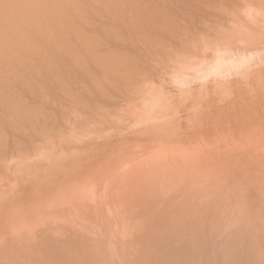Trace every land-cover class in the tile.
<instances>
[{"label": "rangeland", "instance_id": "rangeland-1", "mask_svg": "<svg viewBox=\"0 0 264 264\" xmlns=\"http://www.w3.org/2000/svg\"><path fill=\"white\" fill-rule=\"evenodd\" d=\"M121 1L122 0L119 1L120 5H121ZM148 1L150 2V0H147V4H148ZM152 1L154 2L155 0H151V4H152ZM157 1L158 0H156V2ZM177 1L178 0L173 1L174 3L176 2L175 3L176 7L173 2L169 3V1H167V4L168 3L171 4L170 6L169 4L167 6L166 3L163 1L164 5L170 8V11L173 10V12L171 13L174 16H171L172 14H170V12H168L169 14L168 15L166 10H165V13L168 16H170L169 18L172 20H173L172 17H175L173 21L171 20L172 28H168V30H166L168 34L166 32V36H165V32H164L165 28H162V30H164L163 31L164 34L163 33L159 34L161 33L159 30H157V32L156 30L155 31L152 30L153 32H156V33H158L159 31L158 34L160 36L158 34H157V37L156 35L153 36L152 34L153 32L151 31V34H152L150 35L151 39L148 38L150 41H152L154 37H155L154 40L155 39L157 40L158 38H159L158 40L160 41L163 40L162 43L158 42L160 44V49L162 50L156 47V46H159L156 41H155V44L157 43V45L153 44V46L155 45L158 51L156 49H155L156 52L154 51V49L149 50L150 48H153V47H149V49L148 47H146L148 45H151V44H148L151 42L149 41L147 42L146 35H145L146 37L143 39L146 40L145 43L148 45L141 43V46L144 45V47H141V46L139 47L140 43L138 41H141L142 39L141 40L132 39V37L134 36L132 35V37H130L129 35H131V33L130 34L128 33L129 35H126L127 34L126 33L125 36L126 37L129 36V37L127 38L125 37V38L127 40L130 39L129 42L133 41L132 42L133 44L135 43L136 40H138L135 43V45L137 44L136 45L137 47L131 46L132 44H129L128 41L126 42L127 44H125L126 39L124 37H123L124 39H122L124 40L123 42L122 40H119V42L121 41L123 45L125 44L127 46L129 44V47H128L129 51L126 50L127 48L124 47L125 45L123 47L125 48L126 51L130 52L134 57V60L132 58L131 60L135 61L136 65L132 64L131 67L132 66L137 67V64H139L137 67L138 69L136 68L137 71L135 69L136 76H134V78L130 77V79L133 82L130 79H127V80L122 79L120 81V79L118 78L119 79L118 82L120 83L122 82V84L120 83L117 84L118 82L115 81L117 83L114 82L115 84H113V86L109 85V87L111 86L110 90H109V87L106 86V88H108L107 91L105 90L106 93L104 94H102L101 92H100L101 94L99 93L102 96L105 95L103 98H100V99L96 93V90L98 89L97 85L99 81L95 83L97 84L96 86L94 84L91 85V87L95 86L94 88L93 87L91 88L95 90V91L92 90L93 91L92 97H94V94L96 93L98 97L97 99H99V100H94L93 98V100L99 101V104L98 102H93V101L91 103L90 102L91 100L88 99L89 103H91L89 105L88 101L84 99L83 92H84V96H85V92L87 91L86 88L89 89V92H91L90 88H88V85H90L92 82L89 80L90 84L89 83L88 85L81 84L84 82L83 80H85L86 82L87 79H90L89 78L90 74L88 77L87 75L88 71H86V68L85 70L82 69L81 71L86 72L85 74L87 75V79L84 78V76L86 77L84 72L82 73L80 72L81 74H84L82 75L84 79H82V82L79 81L81 76H79L80 78H78L77 73H78L79 68L78 69L75 68L76 66H74V71L75 70L77 71V72L75 71L76 74L75 72H72V73L77 75L76 77L78 78L77 79L78 81L76 80L77 85L75 84L76 81L73 82L74 79L73 81H70L71 80L70 77L75 78L74 74L70 73L72 74L73 77L71 75L63 77V78H66V79H63L65 81L67 80V77H69L68 83L70 82L69 84L72 85L70 86L71 89L73 86L75 87L73 88L74 91H72L68 87L69 85H67L68 90L65 92H67L68 94L73 95L75 90H77L79 87L80 89L84 87L83 90H86V91L80 90L79 91L80 94L77 92L76 95L79 94L77 95L78 97L74 93L73 96L74 97L76 96L75 100L72 99L74 97H72L71 99L66 98L65 96L67 95V93L65 94V92H63L64 94H59L58 99L55 98L54 94L53 95L51 94L49 96L47 94L48 97H45L46 95L43 94L44 92L43 89H46V88L40 87V86H43L44 84L41 83L40 85V81L36 80L37 78L34 79L35 83L34 82L33 83L31 82V83L34 85L35 84L37 85L38 83L40 85V86L39 85L37 86H39L41 89L35 88L36 86L34 88L36 89V91L43 90L42 95H45L44 97L46 99L43 96L41 98L40 97H37V98H40L41 100L44 98L45 100L44 99L43 100L46 102L47 98L51 96L52 98H55V100L52 99L51 100L52 103L47 101L46 102L47 104L44 103L43 100L40 101L39 99L37 101L38 103L33 102L35 100L34 97L38 95L41 96L40 95L41 92L36 93V94L34 93L33 95L35 96L33 97L32 95L34 100H32V97L30 96V94L34 92L35 90L34 88H33L34 89L33 92H30V94H28L29 98H27L28 97L27 93L24 92V94L26 93L27 97L25 98L27 99V101L25 98H21V100L24 99V101L22 100L23 103H27V104L29 103L30 107L34 105L33 103L38 104L39 110L38 108H34L35 106L33 107V109L35 110L37 109L41 113L44 112L43 114H45L46 112L43 111L44 109L40 111V108L42 109V107L44 108V105H46L45 107H48V110L51 111L50 115H55L54 116L55 118L48 115L49 113L48 114L46 113L47 115H45V117L49 116L51 118H54L55 120L52 119L50 121L49 119V121L47 120L48 122L46 121L44 123V120L42 121V118L44 116L42 115L41 119H39L41 122L37 121L36 123V121H33V123L34 122L36 123L34 124L36 126H32L31 124L32 122L27 123L29 126H27V124L25 126L21 124H20L21 126L20 125L18 126L16 124H15L16 126L13 125V127L15 126L16 128L17 126L18 128L20 127V129L17 128V131H16V128H13L10 122V121H13V119L12 120L10 119L9 115L6 114L8 112H5L6 108L4 107L5 109H3V104L0 103V123L2 124L1 122L2 119L4 120V122L10 119L9 121L10 124L8 122H5L7 123L5 126L7 127L6 129L4 126H1L4 131V132L2 131V133H5V135L4 134L2 135H4L5 137L3 136L4 139H1L2 137L0 138V228H2L0 229V233H1L0 245L3 243L6 244V245L3 244L4 247L2 245L0 246V248H2L0 249V257L5 254L4 250H6L7 252L10 249V251L13 252V254H17L19 252L18 258L15 257L17 261L14 259L15 264L16 263L17 264H21V263L22 264H26V263L36 264L35 260L38 259V258L36 259V257L40 258L41 256L42 258L44 255V254L39 255L41 249L44 246L49 247L51 243L53 244L54 240H55L54 243H57V244L59 242L60 243L62 242V244L60 243L59 244L61 246L64 245L63 248L66 247L64 250L67 249V252H68L69 248H67V245H69L70 240L68 241L65 238H67L66 236H68L69 239L70 238L72 239L74 238L73 237L74 235L77 241H79V238L82 239L81 238L82 236H83V239H82L83 241L85 238L84 243H80L82 245L86 243L84 248L88 246L87 242L92 243L91 247L94 246V247L99 248V246L101 245V247L99 248L100 249L99 253L101 254L102 252L104 256L106 255L105 257L104 256L103 257L106 259L107 262H108L107 259H109V261L111 259L110 262H112V259L114 260L115 258V260L112 262L114 264L115 263L117 264L118 261L119 262L121 261V263L122 261L127 262V260L125 261V257L128 259V261H131V264H139L137 261L136 263L133 260L139 261L140 255H143V259H144V260L142 259L143 264L144 263L145 264H152V263L153 264H158V263L163 264V262L161 263L160 260H163L165 258L167 260H163V261L165 262L169 261L166 256L171 250L172 251L174 250V247L175 248L181 247V246H178L180 243L183 245L184 248L186 247L184 245H187L188 247L189 244L191 243V247L192 248L194 247L193 250L196 251L195 252L196 255L194 254L193 255L197 258L190 255V257L191 256L193 257V262L190 260V262L192 263H188V264H195L196 262H197L196 264L198 263L204 264L202 259L207 257L210 254L213 256L210 259V263L209 261L208 262L206 260L204 261L205 263L207 262L206 264H215L216 262L218 264H240L241 260L245 257V255L246 256L249 255L248 253H244V252H247V250L251 251L252 249H256V248H253V246L256 247L257 243L261 244L260 247L262 246V248H264V242H263L264 229H262L264 228V219H263L264 218V204H262L264 203V0H238V1L237 0H216V1L215 0H207V1L203 0V2L210 1V4L209 2L207 4L202 2L203 3L202 4L200 2L202 0L200 1L199 0H189V2H187L188 0L186 1L180 0V2L184 1L185 3H190L189 5L187 4V6L185 3H181V4H185L184 6L186 7V9H188L187 7L190 6V11H191L190 12L191 15H189L190 17L188 16L189 9L186 10V12L188 11V14H185V7L184 8L179 7L178 6L179 1L178 2ZM195 1L196 2L198 1V3H201V5H204V6H201L198 3L197 5H195L196 4ZM89 2L92 3L93 1L90 0ZM138 2L142 3L141 1H138ZM156 2L153 4L157 8H159V10H163L164 5L162 7V3H160V1L157 2V4L158 3L160 4L156 5ZM98 3L99 1L97 2V4ZM124 3H122V6H124L127 11L126 19L124 17L125 15L124 14H123L124 16L122 15V12H123L122 11L123 9L121 10L122 6L117 5L116 8L119 6L120 9L119 7L118 9H116L115 8L116 4L114 5V11L116 10V12L111 14L112 11H110L109 8L108 9L110 13L107 11L108 9L105 6L104 7L107 10L104 11L105 8L103 7V4L101 5L99 3V5L101 6H99L98 8H102V7L104 8V10L103 9L101 11L99 10L100 15L104 14V16H100V17L103 18L105 17V15L106 16L109 15L110 17H112L113 14L118 15V16L120 15L121 18L122 17L124 18V19L122 18L123 20H126L124 21V23L125 22L131 23L132 22L131 18L133 19L136 17L135 13L133 12L134 11L137 12L138 10L136 9V6H135V9H133L131 6L132 8L131 11L132 10L133 11L130 12V14L132 13L134 14V16L132 17L130 14H128L129 12L128 10L130 9V3L126 5ZM139 3H136V5L137 4L139 5ZM145 3L143 2V4ZM192 3L194 5H192ZM216 3L217 4L220 3L219 4L220 6L217 5ZM151 4H148V5H151ZM153 4L151 5V9L152 7L154 8ZM127 5H129V9L127 8L128 7ZM172 7H174V9H172ZM224 7L226 10L223 9ZM157 8H155L154 10H156ZM169 8H168V11H169ZM194 8L195 9L197 8V9L194 10ZM220 8H222L223 10ZM182 9L184 10L183 12H182ZM212 9L215 11H213ZM118 10L120 11V14L118 13L119 12ZM216 10L217 11L219 10V11L217 12ZM174 11L178 13L175 14ZM182 14H183V17H181ZM114 15H113L114 18L112 17V19H116L115 23L117 24L118 22L121 24L120 21L122 20L120 19V21H118L119 18ZM176 16H179V18ZM187 16L189 17V20ZM100 17H98L97 19L99 20ZM149 18L150 17L147 16V20ZM180 18L182 21L180 20ZM97 19L94 18V20L92 19V21L95 23ZM104 19L100 20L103 22V24L104 23L106 24L108 20L109 22H107L106 25H108L111 22L110 18L109 19L106 18L105 22H104ZM144 20H146V18H144ZM175 21H178V23ZM98 22L99 21H97V24H95L96 26H99V24H101V22H99V24ZM112 22L113 24H115L114 20ZM105 24L103 26H105ZM113 24H111L112 28L116 26V24L115 25ZM177 24L181 26L178 27ZM118 25L119 24H117V26ZM96 26L91 27V28H95L93 30H98L100 32L99 29H96L97 28ZM182 26H184L183 27L184 30L186 29L185 31L181 29ZM100 28L103 29L105 27H100ZM93 30L89 28L88 32L92 33ZM169 31L171 32L174 31V32L169 33ZM176 32L179 34H177ZM174 33H176L177 35ZM149 34L150 32L147 35L149 36ZM180 34L181 36L183 34L184 35L180 37L179 39ZM186 34L188 35L186 36ZM162 35H164L165 38ZM172 37H174L173 40H169L170 38L172 39ZM185 37H187V40ZM102 38H103L102 45L105 44L104 46L107 47V49L105 50H108V54H109V50L110 51L115 50L112 48H114V46L116 48L117 39L112 38V39H115V42L113 43H116V45L112 43V46L114 45L112 47L111 44H107L108 43L107 41L104 43L105 39L104 37ZM166 38L167 39L169 38L168 43H166L167 42ZM112 39H109V42ZM189 39L192 41L191 42L188 41ZM179 40L182 41L181 44H179L180 43ZM203 40H204V43H203ZM163 43L166 44L167 46L165 45L164 47L162 45ZM161 45L164 48L161 47ZM211 46H213L212 47L213 49L211 48ZM172 47H174V49ZM104 48H101V51L103 53L105 51V50L103 51ZM124 48H123V51H124ZM175 48L177 49V52ZM116 51L117 49L113 52H116ZM133 61L131 63H134ZM93 66L94 65L92 64L91 68L96 69V71H99L97 70V68L99 69L98 66L97 67H93ZM116 66L113 67V70H114L113 73L115 72L116 74L118 73V75H120V73L118 72L119 70L116 68ZM89 67H90V64L87 67V70L91 69ZM127 67H130V66H127ZM127 67L125 68L127 69ZM71 69L73 70V68ZM123 70L124 69H122V71ZM110 72H111V69H110ZM124 72H126V70H124ZM97 73L98 74L100 73V75H98ZM97 73L95 74V78L97 75H98L97 77L101 76L103 72L102 73L97 72ZM142 74H145V75H142ZM108 76L107 78L110 80L111 78H113L114 80L115 79L117 80V77L116 78L111 77V75H108ZM126 76L128 75L126 74ZM148 76H149V79H148ZM103 77H105V74ZM95 78H94V81H95ZM51 80L50 79L48 80L49 86H47L48 83L46 82V80L42 79L41 82L43 81L44 83L46 82V87L48 89L52 85L53 81L51 82ZM56 80L58 79H55V81ZM63 80L62 81L60 80L61 82L58 81V83L56 82V84L57 85L59 84L60 86V83H61L62 84L61 86L63 87L64 85H66L65 84L66 82H63ZM128 80L130 82H128ZM107 81L109 82V80L106 79L105 82ZM101 82L103 83V81ZM145 82L147 83L145 84ZM72 83H74L75 85H73ZM78 83H80L81 85L80 84L78 85ZM100 85L102 84L100 83ZM103 85H104L103 86V89H104L105 83H103ZM59 86H57L58 89L63 90V88L61 89V87ZM125 86L127 87L125 88ZM52 87L53 86H51L50 87L51 89L49 88L50 90L49 89L48 90L53 91L54 88ZM18 89H19V93L18 91L16 93H18L19 98H20L24 94H22L23 90H21L22 95L20 96L21 88H18ZM48 90H45V91H48ZM59 90L58 92L62 93V91L60 92ZM54 91L53 93L56 92ZM81 91H82V95H81ZM87 92H86V95H87L86 99L90 95ZM60 95L62 97L59 98ZM80 96H82L84 100L80 99ZM90 96L89 98L91 99L92 97ZM21 100H20V103H22ZM29 100H31V103ZM39 101L43 102L42 104L44 105H41ZM56 101L57 103H55ZM102 101L104 104L101 103ZM127 101H129V103ZM48 104H50L51 107ZM108 105H110V107ZM98 109H99V112H98ZM95 113L96 115H94ZM102 113L103 114L105 113L104 114L105 117L104 115H102ZM108 114H111V115L109 116ZM118 114L119 115L121 114L120 117ZM7 115L9 118L7 117ZM98 117H102V118H98ZM42 122L44 124H38ZM109 122L111 124H109ZM25 123H22V124H25ZM37 124L39 126H37ZM106 124H109V125H106ZM10 127H12L15 130H11ZM203 180L204 182H202ZM121 182L123 183V185ZM189 184L190 186H188ZM96 185H97V188L95 187ZM71 187H73L74 189L73 191ZM81 188H83L82 191L83 192L85 191V193L81 191ZM79 190L81 192H78ZM57 193L58 195L56 196ZM49 196L50 197L52 196V197L50 198ZM85 196H88V197H85ZM62 197L65 201L62 199ZM79 197L82 199L80 200ZM227 197L229 198V200ZM197 198L200 200H198ZM84 200L86 201L87 204L84 203L85 202ZM70 201H72L73 203ZM66 202L68 204H65ZM53 203L55 204V206ZM77 203H79L78 204L79 206L77 205ZM47 204H50V206ZM88 204L90 205V209L86 207V206H89ZM142 205L144 206L146 205L145 206L146 208H144V206ZM127 206L129 207V209H127L128 208ZM139 206H142L144 209L142 207L140 209ZM68 207L70 208L67 209ZM72 207L74 209L76 208V211L72 209ZM82 208H85V209L83 210ZM203 208L205 209V211ZM64 209L66 211H64ZM145 209H148V210L145 211ZM40 210L41 211L43 210L42 211L44 213V214L42 213L43 216ZM48 210L50 211V213ZM73 210L75 211V214ZM138 210L140 211L142 210V211L139 212ZM143 211L144 213L142 214ZM36 212L38 214H36ZM68 212L72 214H69ZM242 212L244 215L242 214ZM46 213H47V218H46ZM48 214H51V215L48 216ZM52 214L54 216H52ZM63 214L65 217L63 216ZM35 215H38L36 217L39 218V221H38V218L35 217ZM58 215L62 216L63 218ZM78 215L81 218H78ZM84 215H87V217H84ZM164 215L165 217L166 216L167 217L166 219L163 220L162 216ZM228 215L231 216L232 218L231 217L229 218ZM22 217L24 219H22ZM58 217H60L59 218L60 220L58 219ZM27 218L29 219L28 221L29 223H27ZM54 219H55V223H54ZM62 219L63 220L65 219L67 222L65 220L61 221ZM50 220L52 223L49 222ZM156 220H159V221L157 222ZM222 220H225V221H222ZM47 221H48V225L44 224V223H47ZM79 221L82 223H80ZM37 222H38V225L36 226L35 223ZM65 222L67 224H65ZM70 222H72L73 224ZM156 222L158 224L159 222H162V224L158 225ZM183 222L184 224H181ZM188 222L190 224L189 226H187ZM218 222L220 224H218ZM50 223L51 225L54 224L52 225L53 227L51 228H50ZM28 224L29 225L31 224L30 227ZM163 224H164V227H163ZM12 226H13V229L11 228ZM58 226L59 228L55 229ZM69 226L71 227L69 228ZM146 226H147V229H149V226H152L153 230L156 229V231L158 232L147 231V232L142 233L141 230L143 231V229ZM129 227H131V229ZM223 227H225V229ZM26 228L27 230H29V232L25 230ZM75 228H77L78 231L80 232L77 233L78 231ZM184 228L189 229V231ZM59 229L60 230L62 229V230L60 231ZM147 229H144V230H147ZM55 230H58V231H55ZM94 230H97V231L95 232ZM184 230H186L188 233L185 232ZM246 230L248 232H246ZM259 230L260 232L261 231L262 232L258 233ZM46 231L48 232L50 231L49 233H51L52 237L59 236V238L57 237L58 239L56 238L57 240L51 237L52 242L50 241L49 246H48V243H47V246L43 245L44 238H47L48 240V237H49L50 239V234L47 233ZM63 231L67 235L65 233H62V235L65 234V236L59 235L61 234L60 232H63ZM193 231H194V234H193ZM84 232L86 234H84ZM2 233H3V236H2ZM150 233H153V234L150 235ZM48 234L49 236H45ZM69 234L71 236H69ZM136 234L137 236H140V238L141 237L143 238L141 240L145 239L147 243H149V239L151 238L150 242L154 241L152 243L155 244L154 246L156 248H154V250L151 251L153 247L151 249L146 248V247H150L151 243L150 245H148L146 242H143L141 240L139 242L141 243L143 242L142 244H138L139 242L134 243V241L136 242V239H138ZM204 234L206 236H204ZM234 234H236L235 235L236 237L238 236L237 238L235 237L236 240L234 239ZM153 235H156L157 239L153 238L154 237ZM196 235H198L197 238L195 237ZM61 236L62 238H60ZM76 236L79 238H77ZM167 236L168 237L170 236V238H167ZM36 237L38 238L36 239ZM39 238L43 239L42 244L40 242L41 239ZM102 238H105V240ZM249 238L253 242L254 240H256L257 242L256 245H254L255 243L253 242H248L250 241ZM239 239L242 241L244 240V241L241 242ZM73 240L75 244L73 243ZM73 240L71 242L72 245L74 244L73 251L72 249H70L71 251H69L70 253L69 256L71 258L68 256L67 252L63 250L67 254V256L70 258L69 259L66 256L65 257L66 262L68 259L71 261L73 257L75 256L76 258L74 259H79L77 257L80 256L81 253L84 254L86 250L84 248H82L84 252L82 251V249L79 250V248L83 246H80V244H78L79 242L77 243L75 239ZM237 240H238L239 245L237 243ZM64 241L66 242L68 241L67 242L68 244ZM186 241H189V242H186ZM63 242L66 244V246L65 244H63ZM37 243H38V246H37ZM39 243L42 248L40 247ZM175 243L177 246L175 245ZM192 243H193V246H192ZM235 243H237L236 245H238V248L242 246V249L241 248L237 249V251L239 252L234 250L235 253H231V255L233 254L235 256L236 253L238 254L241 251H242V255L245 254L244 257L242 258L238 257L239 259H241L240 262L238 263H236L237 261L235 262V260L234 262L233 261L229 262V260H232V259L227 258V256L225 255L227 253L226 252L227 249L229 252L230 250L237 248ZM240 243H242V245H240ZM252 243H253L251 247L252 249H249L250 247L247 244L251 245ZM13 244L15 245V247H16V244H18V247L20 245L19 250L17 247L16 248L13 247V251H12L11 247L13 246ZM143 244L144 245L147 244L148 246L143 247L144 246ZM159 244H161L162 246ZM25 245H28V246H25ZM54 245L56 244H53L51 247H49L50 251L51 249L55 250V248L56 249L60 248L59 247L60 245H57L58 247L57 246L55 247ZM6 246H8L7 247L8 250ZM171 246H173L172 249L169 248ZM205 246H206V249H204ZM233 246H236V248H234ZM245 246L247 249L244 248ZM45 247H44V250H45L44 252L46 253L48 252L50 254V251L47 250V248ZM76 247L78 248V250H76L77 249ZM91 247H88L89 250ZM102 247H105V249ZM187 247H186V250H183L182 247H181L182 250L181 248L176 249V250L178 251L180 250L181 252L182 251L186 252L191 248L190 247L187 249ZM260 247H257L258 250L261 249ZM144 248L145 250L143 252ZM14 249L15 251H17V253L14 251ZM60 249L62 250V247ZM130 249L135 252L130 251ZM168 249H170L169 252H168ZM210 249L212 251V252L210 251L211 253L209 252ZM1 250L3 252L2 254H1ZM37 250L38 252H36ZM74 250L76 253L74 252ZM95 250L94 249L92 250L93 253L88 252L89 255H92L94 259H92V257L89 258L88 256L86 258V261L88 260L92 262L95 261L96 255L95 257L93 256ZM120 250L123 252V254ZM125 250L130 251V252H125ZM138 250H140L139 252L141 254L138 252ZM165 250H167L168 253ZM176 250H174V252ZM201 250L203 253H201ZM71 252H74V253H71ZM137 252H138V258H137ZM258 252L260 253V251ZM262 252L263 251H261L260 255L264 257V254H263L264 252L263 253ZM48 253L45 255H49ZM127 253H132L133 256L136 255L137 259L135 257L131 258L129 256L131 254H127ZM259 253L257 254L253 253L252 257L254 259L252 257L248 258L249 256L245 258L246 260L249 259L250 262L254 260L253 262H255L256 264H261V263L263 264L264 258L262 259L261 258L262 256L260 257ZM8 254L10 255V252ZM41 254H42V251H41ZM162 254L166 256H164V258L160 257ZM223 254L226 256V258L222 260L223 256L221 255ZM155 255H156V258H155ZM231 255H229L231 258L233 259L236 258ZM257 255L259 259L256 258ZM84 256H87V255L84 254ZM199 256H200V259H198ZM3 257L4 256L1 257L2 259L0 261V264L2 263L3 264H8V263L14 264L13 262H11V260H9V262L7 261V263H6V259L4 260L5 262L2 261L4 259ZM81 257L82 256H80V258ZM157 257L158 259L160 258L159 261ZM11 258L13 260L14 256L13 257L11 256ZM20 258H22V260ZM31 258L33 259L32 261H31ZM129 258H131L132 260L131 259L129 260ZM45 259L48 260L47 261L48 263L52 261L50 259H47V256H45ZM197 259L200 260V262L202 261V263H200ZM23 260L25 263H23ZM46 260L42 258L40 262L42 261L44 262ZM69 260H68V264L70 262ZM246 260L243 261L244 264L248 261ZM18 261L20 263H18ZM97 261L100 262L99 259ZM142 261L140 260L139 262L142 263ZM37 262H39V260H37ZM75 262L77 263V261ZM102 262L104 264V261ZM107 262L105 263L107 264ZM165 262L164 264L166 263L168 264V262L166 263ZM89 263L92 264L91 262ZM70 264H72V261ZM246 264H249V263H246Z\"/></svg>", "mask_w": 264, "mask_h": 264}, {"label": "bare ground", "instance_id": "bare-ground-1", "mask_svg": "<svg viewBox=\"0 0 264 264\" xmlns=\"http://www.w3.org/2000/svg\"><path fill=\"white\" fill-rule=\"evenodd\" d=\"M90 0H0V103H2L3 104V109H5V112H8V113H6V114H8L9 115V117H10V119L12 120L13 119V121H10V119L8 120V121H5V122H8L9 124H10V122H11V124H12V127H13V125H23V126H25L28 122H32L31 124H32V126H36V125H34V124H36L37 123V121L38 122H41L39 119H41V117H42V115L44 116L43 118H42V121L44 120V123L48 120L49 121V119H50V121L53 119V120H55L54 118V116L55 115H50V113H51V111H49L48 110V107H45L46 105H44V104H42L43 102L44 103H46L47 101H49V102H51V100L52 99H54L55 100V98L56 99H58V95L59 94H64L63 92H65V91H67L68 90V87L70 88V86H72L71 84H69L68 83V78L69 77H67V80L65 81V80H63V79H66V78H63V77H65V76H72V74H74V73H72V72H75L74 71V66H76L75 68H79L78 69V73H77V75H78V78H80L79 76H81V80L79 79V81H81L82 82V79H84V78H86L87 79V75H88V77H89V74H90V79H87L86 80V82H85V80H83L84 82L83 83H81V84H83V85H88V83L90 84V82H89V80L92 82L90 85H88V88H90V91L91 92H89V89H87L86 88V90L88 91H86V90H83L84 89V87H82V89H80V87L77 89V90H75V95H76V93L78 92L79 94H80V90H82V91H86L87 93H89L88 95L90 96V97H92L93 96V91H95L94 89H91L92 87H91V85H97V84H95V83H97L98 81V85H97V88H95V89H97L96 90V93H97V95H98V97H99V99L100 98H103L105 95H100L101 93L102 94H104V93H106V91H107V89L108 88H106V86L107 87H109V85H112L113 86V84H115V83H117L118 82V80L120 79V81L123 79V80H127V79H130V77H132V78H134V76H136L135 74H136V72H135V69L138 67V65L139 64H137V67L136 66H132L131 67V65L132 64H135L136 65V63H135V61H133L134 60V57H133V55L130 53V52H128L129 51V49H128V47H129V44H132L131 46H136L135 45V43H136V41H138V40H141V41H138L139 43H140V45H139V47L141 46V43L142 44H146L145 42H146V40L145 39H143V38H145L146 36V39H147V42L149 41V42H151V43H148V44H151V45H148V44H146V45H148V46H146V47H148V49H149V47H153V48H150L149 50H153L154 49V51H155V49L157 50V48H159L160 49V42L162 43V41H160V40H154V38L152 39V41H150L149 39H151V36L150 35H152L153 34V36H155L156 35V37H157V34L159 33V31L161 32V33H159V34H164V32H165V36H166V30H168V28H172V21L174 20V18L175 17H172L173 18V20L172 19H170L169 17L170 16H168L169 14H168V12H170V14H172L171 12H173V10L172 11H170V8L169 7H167L168 6V4L171 2H173L174 0H163L165 3H166V5H164V2L163 1H161V0H158L157 2H159L160 1V3H162V7H163V5H164V8H163V10H159V8H157L153 3H155L156 2V0L153 2L152 1V4H153V6H154V8L152 7V9H151V0H150V2L148 1V4H151V5H148L147 4V0L145 1H143V0H122V1H124V2H122L121 1V5H120V0L119 1H117V0H91V1H93L92 3H94V2H96V3H94V4H92V3H90L89 2ZM99 1V3L102 5L103 4V7L105 6V7H107V9L109 8L110 9V11H112L111 12V14L112 13H114V12H116V10L114 11V5H115V8H116V6L117 5H119V6H122V3H124L125 5L126 4H128V3H130V9H129V5H127L128 7V14H130V12H132L131 11V9L133 8V9H135V6H136V9L138 10H136L137 12H133V13H135V15H136V19L135 18H131V23L129 22V23H124V21H126V20H123L121 17H120V15L118 16V15H114V16H117L118 18H119V20L118 21H120V19L123 21V23H122V21H120L121 22V24L120 23H118L117 21V24H119L118 26H117V24L115 23V20L116 19H112V17H113V15H112V17H110L109 15H105V17H100V16H104V14H102V15H100V12H99V10L101 11L102 9L104 10V8L102 7V8H98L99 6H101V5H99V3L97 4V2ZM117 1V2H116ZM138 1H143L145 4H143V2L142 3H139ZM167 1H169V3L167 4ZM179 2H180V0H178ZM177 1V2H178ZM186 1V0H185ZM200 1V0H199ZM205 1V0H204ZM207 1V0H206ZM216 1V0H215ZM238 1V0H237ZM119 2V3H118ZM127 2V3H126ZM157 2H156V5H158V4H160V3H158L157 4ZM178 2V6L179 7H182V8H184L185 6V4H186V6H187V4L189 5L190 3H185L184 1L182 2H180L179 3ZM187 2H189V0L187 1ZM191 2V1H190ZM196 2V1H195ZM195 2H194V4H195ZM201 3L203 2V0L202 1H200ZM209 2V4H210V1H208ZM208 2H203V3H205V4H207ZM136 3H139V5L137 6L136 5ZM174 3V2H173ZM176 3V2H175ZM174 3V5H175V7H176V4ZM181 3H185V4H181ZM197 3H198V1L196 2V4L195 5H197ZM201 3H198V4H200L201 5ZM202 3V4H203ZM211 3H212V1H211ZM96 4H97V6H96ZM141 4V5H140ZM147 4V5H146ZM193 3H192V5H194ZM217 4V3H216ZM220 4V3H219ZM219 4H217V5H219ZM171 4H169V6H170ZM174 5H172V6H174ZM181 5V6H180ZM199 5V6H200ZM118 6V7H119ZM131 6H132V8H131ZM150 6V7H149ZM201 6H204V5H201ZM210 6V5H209ZM220 6V5H219ZM111 7V8H110ZM118 7L116 8V9H118ZM159 7V6H158ZM194 7V6H193ZM212 7V6H211ZM215 7V6H214ZM217 7V6H216ZM155 8H157L156 10H154ZM161 8V7H160ZM165 8H167V9H165ZM168 8H169V11H168ZM188 9H189V14H188V11L186 12V10H188V9H186V7H185V14H188V16L189 15H191V11H190V6L189 7H187ZM230 8V7H229ZM106 8H105V10L104 11H106L107 10ZM109 9L107 10L109 13H110V11H109ZM119 9H120V7H119ZM123 9V10H122ZM125 9V10H124ZM172 9H174V7H172ZM178 9V8H177ZM176 9V10H177ZM197 9V8H196ZM195 8H194V10H196ZM207 9H209V8H207ZM220 9H222V8H220ZM224 10H226L225 9V7L223 8ZM222 9V10H223ZM231 9V8H230ZM121 10L124 12H122V15L125 17V19H126V15H127V11H126V8L124 7V6H122L121 7ZM165 10L167 11V14L165 13ZM180 10V9H179ZM213 10V9H212ZM211 10V11H212ZM119 11V10H118ZM178 11V10H177ZM181 11V10H180ZM179 11V12H180ZM184 10L182 9V12H183ZM210 11V10H209ZM213 11H215V10H213ZM217 11V10H216ZM219 11V10H218ZM217 11V12H218ZM107 12V13H108ZM175 12V11H174ZM181 12V13H182ZM102 13V12H101ZM104 13V12H103ZM119 14H120V11L118 12ZM132 13V14H133ZM178 13V12H177ZM176 12H175V14H177ZM181 13H180V15H181ZM211 13V12H210ZM220 13H222V12H220ZM227 13V12H226ZM132 14H130L132 17L134 16V14L132 15ZM185 14H184V16H185ZM218 14V13H217ZM225 14V13H224ZM121 15V16H122ZM205 15V14H204ZM144 16H146V17H144ZM147 16H149L150 18L147 20ZM171 16H174L173 14L171 15ZM187 16V18H188V20H189V17ZM93 17V18H92ZM98 17H100L99 18V20L97 19ZM117 17H115V18H117ZM138 17V18H137ZM176 17H178L179 18V16H176ZM181 17H183V14H182V16ZM218 17H220V16H218ZM217 17V18H218ZM94 18H96L97 19V21H99V22H101V24H99V22H98V24H99V26L100 25H102L103 24V22L102 21H100L101 19H104V22H105V20H106V18L107 19H111V22L108 24V25H106L107 24V22H109V20L106 22V24H105V26H100V27H105V28H100L99 26H96L95 24H97V21L94 23L93 21H92V19L94 20ZM114 18V17H113ZM144 18H146V20H144ZM186 18V19H187ZM210 18V17H209ZM216 18V19H217ZM129 19V18H128ZM143 19V20H142ZM198 19V18H197ZM196 19V20H197ZM206 19V18H205ZM208 19V18H207ZM114 20V23L116 24V26L115 27H111L112 25L111 24H113V21ZM172 20V21H171ZM176 20V19H175ZM180 20H181V18H180ZM191 20V19H190ZM199 20V19H198ZM144 23H143V22ZM146 21V22H145ZM179 21V20H178ZM178 21H175V22H177L178 23ZM182 21V20H181ZM185 21V20H184ZM128 22V21H127ZM174 22V23H175ZM180 22V21H179ZM94 23V24H93ZM195 23V22H194ZM207 23V22H206ZM115 24H113V25H115ZM176 24V23H175ZM174 24V25H175ZM181 24V23H180ZM96 26L97 28L96 29H99L100 30V32L98 31V30H93V29H95V28H91V27H94V26ZM178 25V27L179 26H181V25H179V24H177ZM107 26V27H106ZM109 26V27H108ZM111 27V28H110ZM175 27V26H174ZM178 27H176V28H178ZM184 26H182V28L181 29H183L184 30V28H183ZM191 27V26H190ZM193 27V26H192ZM89 28L90 29H92L93 31H92V33H89L88 32V30H89ZM109 28V29H108ZM162 28H165V31L164 30H162ZM101 29H102V31H101ZM106 31H105V30ZM108 29V30H107ZM213 29V28H212ZM104 30V31H103ZM152 30H156V32H157V30H159L158 31V33H156V32H153ZM170 30V29H169ZM172 30V29H171ZM174 30V29H173ZM175 30H177V29H175ZM186 30V29H185ZM184 30V31H185ZM199 30V29H198ZM151 31L153 32L152 34H151ZM164 31V32H163ZM178 31H179V29H178ZM213 31V30H212ZM150 32V34H149V36L147 35L148 33ZM171 31H169V33H170ZM174 31H172L171 33H173ZM180 32H181V30H180ZM199 32V31H198ZM127 33V34H126ZM131 33V35H129V34ZM133 33V34H132ZM156 33V34H155ZM177 33V32H176ZM176 33H174V34H176ZM101 34H102V36H101ZM125 34L126 35H129L130 37H132V35L134 36V37H132V39H138V40H136L135 41V43L133 44L132 42L133 41H131V42H129L130 41V39H126L127 37H129V36H125ZM158 34V35H159ZM167 34H168V32H167ZM177 34H179V33H177ZM176 34V35H177ZM105 35V36H104ZM146 35V36H145ZM171 35V34H170ZM169 35V36H170ZM173 35V34H172ZM184 35V34H183ZM182 35V36H183ZM188 34H186V36H187ZM201 35V34H200ZM112 36V37H111ZM152 36V37H153ZM160 36V35H159ZM158 36V37H159ZM163 37H164V35H162ZM175 36V35H174ZM181 36V34H180V36H179V39H180V37H182ZM102 37H104V43L107 41L108 43L107 44H111V46H112V43L113 42H115V39H117V46H116V48H115V46L114 45H116V43H113L114 45V48H112V49H117V51L116 52H113V51H115V50H111L112 51V53H111V51L109 50V54H108V50H105V49H107V47L106 46H104V45H102L103 44V38ZM111 37V38H110ZM126 39L125 40V44H127L126 42L128 41L129 42V44L126 46L125 44V46L122 44V42L124 41V40H122V39H124V38ZM136 37V38H135ZM171 37V36H170ZM190 37V36H189ZM192 37V36H191ZM106 38H108V39H106ZM112 38H115V39H112ZM149 38V39H148ZM162 38V37H161ZM165 38V37H164ZM173 38L174 37H172V39L170 38H168L169 40H173ZM186 38V40H187V37H185ZM109 39H112L110 42H109ZM167 38H166V40H167V42L166 43H168V40ZM114 40V41H113ZM119 40H122V42L120 41L119 42ZM154 40V41H153ZM165 40V41H166ZM216 40V39H215ZM155 41L158 43V45L159 46H156L155 47V45H157V43L155 44ZM164 41V42H165ZM180 41V40H179ZM188 41H192V40H188ZM188 41H186V42H188ZM194 41V40H193ZM175 42V41H174ZM181 42L182 41H180V43L179 44H181ZM184 42V41H183ZM198 42V41H197ZM121 43V44H120ZM171 43V42H170ZM169 43V44H170ZM185 43V42H184ZM183 43V44H184ZM200 43V42H199ZM203 43H204V40H203ZM153 44H155L154 46H153ZM168 44V45H169ZM182 44V45H183ZM208 44V43H207ZM120 45H122V46H119ZM164 47H165V45L166 44H162ZM161 45V47H163ZM187 45H188V43H187ZM193 45V44H192ZM112 46V47H113ZM126 47L127 49L126 50H128V51H126L125 50V48L124 47ZM167 46V45H166ZM172 46V45H171ZM174 46V45H173ZM198 46V45H197ZM104 47H106V48H104ZM137 47V46H136ZM141 47H144V45L143 46H141ZM145 47V48H146ZM163 47V48H164ZM176 47V46H175ZM183 47V46H182ZM206 47V46H205ZM213 46H211V48H212ZM101 48H104L103 49V51L105 50V51H107V52H105L104 51V53L101 51ZM123 48H124V51H123ZM173 49H174V47H172ZM178 48V47H177ZM181 48V47H180ZM196 48V47H195ZM119 49V50H118ZM122 49V50H121ZM176 49V48H175ZM185 49V48H184ZM213 49V48H212ZM121 50V51H120ZM131 50V49H130ZM160 50H162V49H160ZM158 51V50H157ZM173 51V50H172ZM127 52V53H126ZM156 52V51H155ZM176 52H177V49H176ZM182 52V51H181ZM83 53H85V54H83ZM167 53V52H166ZM185 53V52H184ZM214 53V52H213ZM157 54V53H156ZM178 55V54H177ZM182 55H183V53H182ZM130 56V57H129ZM194 56V55H193ZM137 57V56H136ZM200 57V56H199ZM86 58H87V60H86ZM88 58H89V60H88ZM131 58L133 59V60H131ZM178 58V57H177ZM195 58V57H194ZM203 58V57H202ZM134 62V63H131V62ZM168 61V60H167ZM87 62H88V64H87ZM90 62V63H89ZM91 62H92V64L94 65L93 67H99V69L97 68V70H99V71H96V69H93V68H91V66H92V64H91ZM89 64H90V67L89 68H91L90 70H87V67L89 66ZM144 64V63H143ZM72 66V67H70V66ZM118 65H120V66H117ZM122 65V66H121ZM114 66H116V68L119 70H117L119 73H120V75H118V73L116 74L115 72L113 73V67ZM127 66H130V67H127ZM101 67V68H100ZM125 67H127V69L125 68ZM171 67V66H170ZM71 68H73V70L71 69ZM81 68V69H80ZM85 68H86V71H88V74L86 75L85 73V71H81L82 69H84L85 70ZM88 68V69H89ZM103 68V69H102ZM119 68H121V69H119ZM130 68V69H129ZM133 68V69H132ZM152 68V67H151ZM72 71H71V70ZM100 69H101V71H100ZM105 69H107V70H105ZM110 69H111V72H110ZM122 69H124V70H126V72H124V70L122 71ZM138 69V68H137ZM137 69H136V71H137ZM156 69V68H155ZM93 70H95V71H93ZM103 70V71H102ZM105 70V71H104ZM128 70V71H127ZM135 72H133V71ZM143 70V69H142ZM141 70V71H142ZM89 71H91V72H89ZM116 71V72H117ZM120 71H122V72H120ZM77 72V71H76ZM76 72H75V74H76ZM82 72H84V74L86 75V77L84 76V78H83V76L82 75H84V74H81ZM97 72H103L104 74H105V77H103L104 76V74L102 73L101 74V76L103 77V79H102V77L101 76H99V77H97L98 75H100V73L98 74ZM144 72V71H143ZM148 72V71H147ZM70 73H72V74H70ZM98 74L97 76H96V78H95V74ZM107 73V74H106ZM139 73V72H138ZM74 74V76H75V78H71L70 77V81H73V79H74V81L73 82H75L78 78H76L77 77V75H75ZM79 74H81V75H79ZM126 74L128 75V76H126ZM134 74V75H133ZM108 75H111V77H117V80L115 79H113V78H111V80L110 79H108L107 78V76ZM113 75V76H112ZM118 75V76H117ZM122 75V76H121ZM133 75V76H132ZM142 75H145V74H142ZM148 75V74H147ZM150 76V75H149ZM149 76H148V79H149ZM164 76H166V75H164ZM73 77V76H72ZM108 77H110V76H108ZM127 77V78H126ZM37 78V79H36ZM53 78V79H52ZM94 78H95V81H94ZM119 78V79H118ZM138 78V77H137ZM34 79H36V80H38V81H40V85H41V83L42 84H44L43 86H40L38 83H37V85H39L40 87H45L46 89H43L44 90V92H43V90L41 91H39V90H37L36 91V89L35 88H38V89H41L39 86H37L36 84L34 85V84H32L33 82L35 83V80ZM42 79L43 80H46V82L48 83V80L50 79H52L51 80V82H52V85L51 86H53L52 88H54L53 89V91L55 90H57L58 89V87L57 86H59V84L57 85L56 84V82L58 83V81H62L63 80V82H66L65 84L66 85H64L63 87L61 86L62 84L60 83V86L59 87H61V89L63 88V90H59L60 92L62 91V93H59L58 92V90L55 92V93H53V91L51 92V91H49L51 88V86L47 89V87H46V82L44 83V81L43 82H41L42 81ZM55 79H58V80H56L55 81ZM93 79V80H92ZM102 79V80H101ZM109 80V82L107 81V82H105V80ZM157 79V78H156ZM32 80H34V81H32ZM103 81V83H105V88L103 89V83L101 82V81ZM131 80V79H130ZM144 80V79H143ZM37 81V82H38ZM60 81V82H61ZM78 81V80H77ZM77 81L75 82V84L77 85ZM115 81H117V82H115ZM132 81V80H131ZM32 82V83H31ZM62 82V83H63ZM94 82V83H93ZM115 82V83H114ZM123 82H125V81H123ZM128 82H130L129 80H128ZM133 82V81H132ZM149 82V81H148ZM100 83L102 84V85H100ZM109 83V84H108ZM120 82H118L117 84H119ZM147 82H145V84H146ZM34 85V86H32V85ZM51 84V83H50ZM73 85H75L74 83H72ZM80 83H78V85H79ZM80 84V85H81ZM120 84H122V82L120 83ZM127 84V83H126ZM67 85H69L68 87H67ZM100 85V86H99ZM129 85V84H128ZM36 86V87H35ZM47 86H49V83H48V85ZM55 86V87H54ZM94 86V87H95ZM101 86H102V88H101ZM134 86V85H133ZM35 87V88H34ZM87 87V86H86ZM93 87V88H94ZM124 87V86H123ZM127 86H125V88H126ZM18 88H21L20 89V96L22 95V94H24V92H26L27 93V95L28 94H30V92H33V90H34V92L33 93H31L30 94V96L32 97V95L35 93H39V92H41V96H36V97H34L35 95H33V97L35 98V100H34V98L32 97V100H34L33 102H35V103H38L37 101H38V99L40 100V101H42L45 97H48L49 95H53L54 94V96H55V98H52L51 96V99H50V97L49 98H47V101L45 102L44 100L46 99H44L43 100V102H40L41 103V105H44V108L42 107V109L40 108V111L41 110H43V111H45L48 115H50L51 117H54V118H51V117H45V115H47L46 113L45 114H43V113H41V112H39L38 110H39V108H38V104H35V103H33L34 105L33 106H31L30 107V104L28 105L27 103H23V101H24V99H22L21 100V98H25V97H27L26 96V93L24 94V95H22L20 98H19V95H18V93H19V89ZM34 88V89H33ZM57 88V89H56ZM65 88V89H64ZM73 88H75L74 86L72 87V91H74L73 90ZM99 88H101V89H99ZM110 88H111V86L109 87V90H110ZM115 88V87H114ZM124 88V89H125ZM132 88V87H131ZM135 88V87H134ZM117 89V88H116ZM120 89V88H119ZM133 89V88H132ZM21 90H23V92H22V94H21ZM45 90H48V91H45ZM93 90V91H92ZM99 90V91H98ZM102 90V91H101ZM103 90H104V92H103ZM106 90V91H105ZM128 90V89H127ZM144 90V89H143ZM18 91V93H16ZM36 91V92H35ZM82 91H81V95H82ZM116 91V90H115ZM129 91V90H128ZM42 92H43V94H45V95H42ZM46 92V93H45ZM51 92V93H50ZM71 92V91H70ZM69 92V93H70ZM86 92H85V96H84V92H83V97H84V99L85 100H87L88 101V103H89V100H91L90 102L92 103V101L93 102H98V104H99V101H94V100H99V99H97L98 97H97V95H96V93L94 94V97H92L91 99L89 98V96H88V98L86 99V97H87V95H86ZM101 92V93H100ZM126 92V91H125ZM50 93V94H49ZM58 93V94H57ZM67 92H65V94H66ZM73 93V92H72ZM74 93H73V95H74ZM92 93V94H91ZM100 93V94H99ZM112 93V92H111ZM121 93V92H120ZM47 94H48V96H47ZM79 94H77V95H79ZM108 94V93H107ZM106 94V95H107ZM72 94H68L67 93V95L65 96V95H63V96H65L66 98H72V97H74ZM76 95V96H77ZM121 95V94H120ZM128 95V94H127ZM24 96V97H23ZM44 97L42 100L40 99L41 97ZM57 96V97H56ZM70 96V97H69ZM76 96L74 97V98H72L73 100H75L76 99ZM102 96V97H101ZM110 96V95H109ZM115 96H117V95H115ZM114 96V97H115ZM30 97V98H31ZM37 97H40V98H37ZM60 97H62L61 95L59 96V98ZM78 97V96H77ZM125 97V96H124ZM27 98H29V95H28V97ZM37 98V99H36ZM93 98H94V100H93ZM96 98V99H95ZM110 98V97H109ZM143 98V97H142ZM18 99H20L21 101H22V103H20V100H18ZM26 99V98H25ZM49 99V100H48ZM80 99H83L82 98V96H80ZM83 99V100H84ZM89 99V100H88ZM114 99V98H113ZM53 100V101H54ZM60 100V99H59ZM61 100H62V98H61ZM72 100V101H73ZM140 100V99H139ZM26 101H27V99H26ZM25 101V102H26ZM30 101V103H31V100H29ZM114 101V100H113ZM59 102V101H58ZM105 102H106V100H105ZM108 102V101H107ZM128 103H129V101H127ZM39 103V104H40ZM52 103V102H51ZM55 103H57V101L55 102ZM91 103H89V105L91 104ZM101 103H103V101L101 102ZM100 103V104H101ZM131 103V102H130ZM47 104V103H46ZM104 104V103H103ZM112 104V103H111ZM143 104V103H142ZM32 105V104H31ZM48 105H50V104H48ZM96 105V104H95ZM132 105H133V103H132ZM35 106V107H34ZM37 106V107H36ZM81 106V105H80ZM94 106V105H93ZM109 107H110V105H108ZM115 106V105H114ZM113 106V107H114ZM139 106H140V104H139ZM5 107V108H4ZM33 107L34 108H38V110L36 109H33ZM40 107V106H39ZM50 107H51V105H50ZM90 107V106H89ZM47 109V111H46V109ZM87 108V107H86ZM106 108V107H105ZM104 108V109H105ZM102 109V108H101ZM109 109V108H108ZM107 109V110H108ZM7 110V111H6ZM87 110V109H86ZM97 110V109H96ZM137 110V109H136ZM114 111V110H113ZM124 111V110H123ZM83 112V111H82ZM98 112H99V109H98ZM107 112V111H106ZM110 112H112V111H110ZM74 113V112H73ZM91 113V112H90ZM114 113V112H113ZM122 113V112H121ZM53 114V113H52ZM89 114V113H88ZM99 114V113H98ZM105 114V113H104ZM103 113H102V115H104ZM112 114V113H111ZM111 114H108L109 116L111 115ZM8 115H7V117H8ZM91 115V114H90ZM94 115H96V113L94 114ZM107 115V114H106ZM119 115V114H118ZM121 115V114H120ZM120 115H119V117H120ZM126 115V114H125ZM124 115V116H125ZM138 115V114H137ZM99 116H101V115H99ZM114 116V115H113ZM129 116V115H128ZM8 117V118H9ZM104 117H105V115H104ZM118 117V116H117ZM48 118V119H47ZM83 118V117H82ZM98 118H102V117H98ZM128 118V117H127ZM46 119V120H45ZM91 119H92V117H91ZM96 119H97V117H96ZM95 119V120H96ZM116 119V118H115ZM3 120V119H2ZM1 120V122H2V124L0 125V138L1 139H4V135H5V133H2V131H3V129H2V127L1 126H6V124L7 123H5L4 122V120L2 121ZM10 121V122H9ZM33 121H36V123L34 122L33 123ZM47 121V122H48ZM79 121V120H78ZM94 121V120H93ZM128 121V120H127ZM17 122V123H16ZM20 122V123H19ZM26 122V123H25ZM115 122V121H114ZM117 122V121H116ZM22 123H25V124H22ZM43 122L42 123H38V124H44ZM99 123H101V122H99ZM31 124H30V126H31ZM37 124V126H39ZM74 124V123H73ZM109 124H111L110 122H109ZM109 124H106V125H109ZM15 125V126H16ZM20 125V126H21ZM125 125V124H124ZM13 127V128H16V127ZM18 126H17V128H18ZM27 126H29L28 124H27ZM76 126V125H75ZM126 126V125H125ZM3 127V128H4ZM12 127H10L11 128V130H15V129H13ZM66 127V126H65ZM7 127H5V129H6ZM17 128H16V131H17ZM75 128V127H74ZM78 128V127H77ZM106 128V127H105ZM111 128V127H110ZM18 129H20V127L18 128ZM93 130V129H92ZM98 130V129H97ZM135 130V129H134ZM90 131V130H89ZM95 131V130H94ZM102 131V130H101ZM4 132V131H3ZM22 132V131H21ZM77 132V131H76ZM106 132V131H105ZM109 132V131H108ZM69 133V132H68ZM103 133V132H102ZM2 134H4V135H2ZM87 134V133H86ZM40 135V134H39ZM63 135V134H62ZM74 135H76V134H74ZM4 136V137H3ZM28 136V135H27ZM66 136V135H65ZM83 136V135H82ZM71 137V136H70ZM56 139V138H55ZM59 139V138H58ZM70 140V139H69ZM64 142V141H63ZM69 142V141H68ZM71 143H73V142H71ZM90 143V142H89ZM160 143V142H159ZM60 144H62V143H60ZM157 144H158V142H157ZM78 145V144H77ZM80 146V145H79ZM159 147V146H158ZM10 148V147H9ZM131 148V147H130ZM169 152V151H168ZM115 155V154H114ZM123 156V155H122ZM22 159V158H21ZM125 161V160H124ZM142 161V160H141ZM235 161V160H234ZM236 161H237V159H236ZM149 162V161H148ZM208 164V163H207ZM234 164V163H233ZM112 165V164H111ZM114 165V164H113ZM137 166V165H136ZM211 167V166H210ZM110 169V168H109ZM134 170V169H133ZM144 171H146V170H144ZM123 172V171H122ZM121 172V173H122ZM200 173V172H199ZM147 174V173H146ZM145 174V175H146ZM219 174V173H218ZM199 175V174H198ZM112 176V175H111ZM138 176V175H137ZM196 176V175H195ZM92 177V176H91ZM113 177V176H112ZM124 177V176H123ZM93 178V177H92ZM139 178V177H138ZM200 178V177H199ZM144 180V179H143ZM87 181V180H86ZM81 182V181H80ZM79 182V183H80ZM116 182V181H115ZM200 182V181H199ZM202 182H204V180L202 181ZM72 183V182H71ZM87 183V182H86ZM122 183V182H121ZM206 183V182H205ZM89 184V183H88ZM119 184H120V182H119ZM216 184V183H215ZM91 185V184H90ZM95 185V184H94ZM122 185H123V183H122ZM214 185V184H213ZM74 186V185H73ZM86 186V185H85ZM117 186H118V184H117ZM188 186H190V184L188 185ZM215 186V185H214ZM69 187V186H68ZM82 187V186H81ZM96 188H97V185L95 186ZM112 187V186H111ZM122 187V186H121ZM67 188V187H66ZM72 188V191L74 190L73 189V187H71ZM79 188H80V186H79ZM101 188V187H100ZM168 188V187H167ZM192 188V187H191ZM190 188V189H191ZM78 189V188H77ZM82 189L83 188H81V191H82ZM99 189V188H98ZM85 190V189H84ZM111 190H113V189H111ZM132 190V189H131ZM168 190H170V189H168ZM192 190V189H191ZM80 190L78 191V192H81ZM98 191V190H97ZM164 191V190H163ZM200 191V190H199ZM75 192V191H74ZM83 192V191H82ZM101 192V191H100ZM62 193V192H61ZM83 193H85V191L83 192ZM87 193V192H86ZM118 193V192H117ZM74 194V193H73ZM181 194V193H180ZM211 194V193H210ZM58 195V193L56 194V196ZM68 195V194H67ZM72 195V194H71ZM78 195V194H77ZM82 195V194H81ZM80 195V196H81ZM160 195V194H159ZM55 196V195H54ZM63 196V195H62ZM83 196V195H82ZM137 196V195H136ZM193 196V195H192ZM210 196V195H209ZM50 197V196H49ZM52 197V196H51ZM50 197V198H51ZM67 197V196H66ZM78 197V196H77ZM85 197H88V196H85ZM103 197V196H102ZM102 197H101V199H102ZM197 197V196H196ZM119 198V197H118ZM121 198V197H120ZM177 198V197H176ZM200 198V197H199ZM208 198V197H207ZM206 198V199H207ZM216 198V197H215ZM222 198V197H221ZM228 198V197H227ZM233 198V197H232ZM40 199V198H39ZM53 199V198H52ZM56 199V198H55ZM62 199H63V197H62ZM66 199V198H65ZM79 199L81 200L82 198H80L79 197ZM86 199V198H85ZM90 199V198H89ZM88 199V200H89ZM95 199V198H94ZM144 199V198H143ZM194 199V198H193ZM198 199V198H197ZM201 199V198H200ZM200 199H198V200H200ZM212 199V198H211ZM43 200H44V198H43ZM64 200V199H63ZM71 200H72V198H71ZM96 200V199H95ZM123 200V199H122ZM133 200V199H132ZM159 200V199H158ZM178 200V199H177ZM224 200V199H223ZM228 200H229V198H228ZM231 200V199H230ZM51 201V200H50ZM65 201V200H64ZM85 201V200H84ZM154 201V200H153ZM156 201V200H155ZM184 201V200H183ZM216 201V200H215ZM218 201V200H217ZM56 202V201H55ZM54 202V203H55ZM68 202V201H67ZM65 203V204H68V203ZM70 202H72V201H70ZM75 202V201H74ZM194 202H196V201H194ZM237 202V201H236ZM53 203V204H54ZM73 203V202H72ZM84 203H86V201L84 202ZM83 203V204H84ZM147 203V202H146ZM166 203V202H165ZM176 203V202H175ZM235 203V202H234ZM32 204H33V202H32ZM36 204V203H35ZM71 204V203H70ZM79 203H77V205H78ZM87 204V203H86ZM85 204V205H86ZM199 204V203H198ZM262 204H264V203H262ZM47 205H49L50 206V204H47ZM64 205V204H63ZM73 205V204H72ZM89 205V204H88ZM92 205V204H91ZM121 205V204H120ZM183 205V204H182ZM217 205V204H216ZM240 205V204H239ZM260 205V204H259ZM54 206H55V204H54ZM69 206V205H68ZM79 206V205H78ZM82 206V205H81ZM142 206H144V205H142ZM142 206H139L140 207V209H141V207ZM146 206V205H145ZM144 206V208H146ZM11 207V206H10ZM45 207H47V206H45ZM64 207V206H63ZM73 207H75V206H73ZM72 207V209H74ZM84 207V206H83ZM87 208H89L90 209V205L89 206H86ZM128 207V206H127ZM126 207V208H127ZM224 207V206H223ZM222 207V208H223ZM228 207V206H227ZM17 208V207H16ZM19 208V207H18ZM39 208V207H38ZM51 208H52V206H51ZM50 208V209H51ZM60 208V207H59ZM58 208V209H59ZM62 208V207H61ZM70 207H68L67 209H69ZM80 208V207H79ZM135 208V207H134ZM138 208V207H137ZM143 208V207H142ZM143 208V209H144ZM152 208V207H151ZM162 208V207H161ZM199 208V207H198ZM205 208V207H204ZM203 208V209H204ZM206 208H207V206H206ZM43 209V208H42ZM49 209V210H50ZM55 209V208H54ZM83 210L85 209V208H82ZM127 209H129V207L127 208ZM136 209V208H135ZM214 209V208H213ZM212 209V210H213ZM216 209V208H215ZM220 209V208H219ZM227 209V208H226ZM235 209V208H234ZM14 210V209H13ZM23 210V209H22ZM30 210V209H29ZM48 210V211H49ZM56 210H57V208H56ZM56 210H55V212H56ZM63 210V209H62ZM71 210V209H70ZM70 210H69V212H70ZM75 211H76V208L74 209ZM73 210V211H74ZM81 210V209H80ZM79 210V211H80ZM83 210H82V212H83ZM87 210V209H86ZM113 210V209H112ZM118 210V209H117ZM125 210V209H124ZM123 210V211H124ZM148 209H145V211H147ZM198 210V209H197ZM223 210V209H222ZM229 210V209H228ZM35 211V210H34ZM41 211V210H40ZM43 211V210H42ZM41 211V214L43 213ZM48 211H46V212H48ZM64 211H66L65 209H64ZM64 211H63V213H64ZM75 211H74V214H75ZM136 211V210H135ZM139 212H141L140 210H138ZM175 211V210H174ZM204 211H205V209H204ZM203 211V212H204ZM210 211V210H209ZM216 211V210H215ZM13 212V211H12ZM17 212V211H16ZM29 212V211H28ZM38 212V211H37ZM36 212V214H38ZM45 212V211H44ZM68 212V213H69ZM81 212V211H80ZM87 212V211H86ZM127 212V211H126ZM130 212V211H129ZM217 212V211H216ZM230 212H231V210H230ZM238 212V211H237ZM244 212V211H243ZM243 212H242V214H243ZM18 213V212H17ZM25 213V212H24ZM49 213H50V211H49ZM53 213V212H52ZM59 213V212H58ZM61 213V212H60ZM77 213V212H76ZM88 213V212H87ZM144 213V211L142 212V214ZM146 213H148V212H146ZM153 213V212H152ZM191 213V212H190ZM239 213V212H238ZM10 214H12V213H10ZM29 214V213H28ZM40 214V213H39ZM44 214V213H43ZM43 214H42V216H43ZM69 214H72V213H69ZM91 214V213H90ZM130 214V213H129ZM139 214H141V213H139ZM203 214V213H202ZM231 214H233V213H231ZM235 214H237V213H235ZM3 215V214H2ZM17 215V214H16ZM31 215V214H30ZM34 215V214H33ZM49 215H51V214H48V216ZM77 215V214H76ZM80 215V214H79ZM79 215H78V218H81V217H79ZM137 215H138V213H137ZM168 215V214H167ZM189 215V214H188ZM193 215V214H192ZM219 215V214H218ZM244 215V214H243ZM263 215V214H262ZM10 216V215H9ZM36 216H38V215H35V217ZM41 216V217H42ZM52 216H54L53 214H52ZM58 216H60V215H58ZM63 216H64V214H63ZM69 216V215H68ZM71 216H73V215H71ZM70 216V217H71ZM120 216V215H119ZM172 216V215H171ZM186 216V215H185ZM215 216V215H214ZM222 216V215H221ZM229 216V215H228ZM28 217V216H27ZM32 217V216H31ZM30 217V218H31ZM34 217V216H33ZM34 217V218H35ZM60 217H62V216H60ZM60 217H58V219L60 218ZM65 217V216H64ZM69 217V218H70ZM84 217H87V215H84ZM125 217V216H124ZM167 217V216H166ZM166 217H165V215L164 216H162V218H163V220L164 219H166ZM173 217V216H172ZM178 217V216H177ZM184 217V216H183ZM231 216H229V218H230ZM242 217V216H241ZM257 217V216H256ZM36 218H38V217H36ZM46 218H47V213H46ZM45 218V219H46ZM50 218H52V217H50ZM56 218V217H55ZM63 218V217H62ZM95 218V217H94ZM137 218V217H136ZM152 218V217H151ZM169 218V217H168ZM182 218V217H181ZM186 218V217H185ZM210 218V217H209ZM232 218V217H231ZM255 218V217H254ZM258 218V217H257ZM11 219V218H10ZM22 219H24L23 217H22ZM26 219V218H25ZM44 219V218H43ZM57 219V218H56ZM71 219V218H70ZM75 219V218H74ZM141 219V218H140ZM172 219V218H171ZM223 219V218H222ZM234 219V218H233ZM232 219V220H233ZM256 219V218H255ZM264 219V218H263ZM9 220V219H8ZM18 220V219H17ZM36 220V219H35ZM41 220V219H40ZM60 220V219H59ZM65 220V219H64ZM63 219L61 220V221H64ZM67 220H69V219H67ZM79 220V219H78ZM77 220V221H78ZM82 220V219H81ZM122 220V219H121ZM189 220V219H188ZM198 220V219H197ZM196 220V221H197ZM220 220V219H219ZM225 220H227V219H225ZM225 220H222V221H225ZM231 220V221H232ZM237 220V219H236ZM4 221V220H3ZM29 221V219L27 218V223H29L28 222ZM33 221V220H32ZM38 221H39V218H38ZM66 221V220H65ZM91 221V220H90ZM126 221V220H125ZM149 221V220H148ZM157 222L159 221V220H156ZM228 221H229V219H228ZM235 221V220H234ZM238 221V220H237ZM9 222V221H8ZM22 222V221H21ZM34 222V221H33ZM49 222H51V220L49 221ZM57 222V221H56ZM60 222V221H59ZM67 222V221H66ZM65 222V224H67ZM73 222V221H72ZM72 222H70V223H72ZM80 222V221H79ZM87 222V221H86ZM113 222V221H112ZM130 222V221H129ZM153 222H155V221H153ZM156 222V223H157ZM167 222H168V220H167ZM181 222V221H180ZM187 222V221H186ZM193 222V221H192ZM3 223H5V222H3ZM25 223V222H24ZM23 223V224H24ZM27 223H26V225H27ZM52 223V222H51ZM51 223H50V228L51 227H53L52 225H54V224H52L51 225ZM54 223H55V219H54ZM80 223H82V222H80ZM172 223V222H171ZM210 223V222H209ZM245 223V222H244ZM9 224V223H8ZM36 224V226L38 225V222L37 223H35ZM41 224H42V222H41ZM44 224H47L48 225V221H47V223H44ZM59 224V223H58ZM57 224V225H58ZM61 224V223H60ZM64 224V223H63ZM68 224H69V222H68ZM73 224V223H72ZM76 224V223H75ZM77 224H78V222H77ZM127 224H128V222H127ZM158 224V223H157ZM159 224H162V222H159ZM158 224V225H159ZM165 224V223H164ZM164 224H163V227H164ZM175 224V223H174ZM181 224H184V222L183 223H181ZM218 224H220L219 222H218ZM249 224V223H248ZM4 225H6V224H4ZM11 225H13V224H11ZM19 225V224H18ZM22 225V224H21ZM29 225V224H28ZM31 225V224H30ZM30 225H29V227H30ZM84 225V224H83ZM86 225V224H85ZM126 225V224H125ZM149 225V224H148ZM177 225V224H176ZM190 224H189V222L187 223V226H189ZM195 225V224H194ZM230 225V224H229ZM235 225V224H234ZM237 225V224H236ZM241 225V224H240ZM9 226V225H8ZM16 226V225H15ZM41 226V225H40ZM45 226V225H44ZM64 226V225H63ZM62 226V227H63ZM136 226V225H135ZM213 226V225H212ZM55 227V226H54ZM66 227H67V225H66ZM71 226H69V228H70ZM139 227V226H138ZM152 228V226H149V229H147V226L144 228V229H147V230H144L143 229V231L141 230V232L143 233V232H147V231H149V232H151V231H156V229H154L153 230V228ZM175 227V226H174ZM191 227V226H190ZM190 227H188V228H190ZM227 227V226H226ZM12 229H13V226L11 227ZM15 228V227H14ZM19 228V227H18ZM25 228V227H24ZM57 228H59V226L58 227H56L55 229H57ZM61 228V227H60ZM120 228V227H119ZM130 229H131V227H129ZM128 228V229H129ZM156 228V227H155ZM157 228H158V226H157ZM165 228H167V227H165ZM203 228V227H202ZM224 229H225V227H223ZM0 229H2V228H0ZM7 229V228H6ZM30 229V228H29ZM41 229H43V228H41ZM44 229H45V227H44ZM49 229V228H48ZM48 229H46V230H48ZM54 229V228H53ZM64 229H65V227H64ZM75 229H77V228H75ZM106 229V228H105ZM118 229V228H117ZM136 229V228H135ZM184 229H187V228H184ZM222 229V228H221ZM262 229H264V228H262ZM26 231H28L29 232V230H27V228L25 229ZM31 230V229H30ZM39 230V229H38ZM50 230H52V229H50ZM60 230V229H59ZM62 230V229H61ZM60 230V231H61ZM70 230H72V229H70ZM74 230V229H73ZM158 230V229H157ZM175 230V229H174ZM188 231H189V229H187ZM200 230V229H199ZM223 230V229H222ZM236 230V229H235ZM10 231V230H9ZM12 231V230H11ZM17 231V230H16ZM33 231V230H32ZM54 231V230H53ZM52 231V232H53ZM55 231H58V230H55ZM65 231V230H64ZM60 232L61 234H59V235H62V233H65V232ZM77 231H78V229H77ZM95 232L97 231V230H94ZM117 231V230H116ZM126 231V230H125ZM132 231V230H131ZM162 231H164V230H162ZM173 231V230H172ZM185 232H187L186 230H184ZM207 231V230H206ZM234 231V230H233ZM241 231V230H240ZM255 231V230H254ZM23 232V231H22ZM25 232V231H24ZM37 232V231H36ZM40 232V231H39ZM47 233H49L48 231H46ZM67 232H68V230H67ZM76 232V231H75ZM80 231H78L77 233H79ZM148 232V233H149ZM156 232H158V231H156ZM168 232V231H167ZM190 232H192V231H190ZM189 232V233H190ZM246 232H248L247 230H246ZM262 232V231H261ZM260 232V230H259V232L258 233H261ZM16 233V232H15ZM38 233V232H37ZM46 233V234H47ZM88 233V232H87ZM137 233V232H136ZM161 233V232H160ZM177 233V232H176ZM188 233V232H187ZM235 233V232H234ZM237 233V232H236ZM18 234V233H17ZM20 234V233H19ZM23 234V233H22ZM30 234V233H29ZM35 234V233H34ZM50 234V239H49V237H48V240H47V238H44V242H43V239H41L42 238V236H44V235H42L41 236V238H39V239H41L40 240V242H41V244H42V242H43V245H46L47 246V243H48V246H49V244H50V241L52 242V239H51V233H49ZM49 234L48 235H45V236H49ZM66 234V233H65ZM65 234H63L64 236H65ZM75 234V233H74ZM73 234V235H74ZM80 234H82V233H80ZM84 234H86L85 232H84ZM89 234V233H88ZM138 234V233H137ZM137 234H136V236H137ZM153 233H150V235H152ZM192 234V233H191ZM193 234H194V231H193ZM198 234V233H197ZM231 234H233V233H231ZM238 234V233H237ZM251 234V233H250ZM249 234V235H250ZM0 235H1V233H0ZM5 235H7V234H5ZM25 235V234H24ZM40 235V234H39ZM57 235V234H56ZM62 235V236H63ZM67 235V234H66ZM72 235V236H73ZM77 235V234H76ZM95 235V234H94ZM93 235V236H94ZM139 235V234H138ZM146 235V234H145ZM149 235V234H148ZM159 235V234H158ZM172 235H174V234H172ZM185 235V234H184ZM236 234H234V239H235V236ZM261 235V234H260ZM259 235V236H260ZM263 235H264V233H263ZM2 236H3V233H2ZM1 236V237H2ZM14 236V235H13ZM62 236L60 237V238H62ZM69 236H71L70 234H69ZM78 236V235H77ZM76 236V237H77ZM89 236V235H88ZM154 236V237H153ZM152 237L153 238H156L157 239V236L156 235H153ZM162 236H163V234H162ZM191 236V235H190ZM190 236H188V237H190ZM193 236V235H192ZM197 236L198 235H196L195 237L197 238ZM204 236H206L205 234H204ZM12 237V236H11ZM38 237H40V236H38ZM38 237H36V239L38 238ZM58 238H59V236H57ZM56 236H54V237H52V238H54V239H56L57 238ZM67 238H65L66 240H70V242H69V245H67V248H69V251H71L70 249H72V251H73V245L75 244L74 243V240L73 239H75V241H77L76 240V238H75V235L73 236L74 238H70L69 239V237L68 236H66ZM98 237V236H97ZM138 237V239H136V242L134 241V243H138L141 239H143L142 237L140 238V236H137ZM151 237V236H150ZM149 237V238H150ZM187 237V236H186ZM238 237V236H237ZM236 237V238H237ZM250 237V236H249ZM264 237V236H263ZM262 237V238H263ZM6 238H7V236H6ZM19 238V237H18ZM27 238V237H26ZM33 238V237H32ZM57 238V239H58ZM77 238H79V237H77ZM82 239H83V236L81 237ZM92 238H94V237H92ZM136 238V237H135ZM146 238V237H145ZM161 238V237H160ZM167 238H170V236L168 237L167 236ZM178 238V237H177ZM199 238V237H198ZM214 238V237H213ZM246 238V237H245ZM255 238V237H254ZM9 239V238H8ZM13 239V238H12ZM15 239H17V238H15ZM15 239H14V241H15ZM21 239V238H20ZM28 239V238H27ZM56 239V240H57ZM64 239V240H65ZM82 239H80L79 238V241H77V243L78 244H80V243H84V241H85V238H84V241L82 240ZM88 239V238H87ZM98 239V238H97ZM102 239H104L105 240V238H102ZM102 239H100V240H102ZM151 239V238H150ZM150 239H149V243H147V241H145V239L144 240H141V241H143V242H146L148 245H150V243H151V245H150V247H146V248H152V250L151 251H153L154 250V248H156L154 245V243H152V242H154V241H151L150 242ZM181 239V238H180ZM250 239V238H249ZM248 239V240H249ZM257 239V238H256ZM2 240V239H1ZM47 240V241H46ZM61 240V239H60ZM72 240H73V245H72ZM99 240V239H98ZM164 240H165V238H164ZM183 240V239H182ZM196 240V239H195ZM236 240V239H235ZM240 240V239H239ZM247 240V241H248ZM262 240V239H261ZM17 241V240H16ZM21 241V240H20ZM33 241V240H32ZM39 241V240H38ZM55 241V240H54ZM54 241H53V244H56V245H54L55 247L57 246V245H60V244H62V242L60 243L59 242V240H58V242L60 243H54ZM67 241V242H68ZM83 241V242H82ZM88 241V240H87ZM86 241V242H87ZM91 241V240H90ZM169 241V240H168ZM212 241V240H211ZM241 242H243L242 240H240ZM64 242H66V241H64ZM63 242V244H65ZM66 242V243H67ZM97 242V241H96ZM133 242V241H132ZM142 242V243H143ZM186 242H189V241H186ZM234 242V241H233ZM248 242H253V241H251V239H250V241H248ZM259 242V241H258ZM263 242H264V240H263ZM11 243V242H10ZM13 243V242H12ZM15 243H17V242H15ZM21 243V242H20ZM24 243H25V241H24ZM26 243H27V241H26ZM36 243V242H35ZM45 243V244H44ZM98 243V242H97ZM101 243V242H100ZM141 242H139L138 244H142ZM177 243V242H176ZM176 243H175V245H176ZM179 243V242H178ZM210 243V242H209ZM237 243H238V240H237ZM237 243H235V245L237 244ZM247 243V242H246ZM253 243H255L254 245H256V240H254V242ZM253 243L251 244V245H249V244H247L250 248L249 249H252L251 247H252V245H253ZM4 244V243H3ZM1 244L3 247H4V245H6V244ZM19 244V243H18ZM18 244H16V247L18 248V250H19V248H20V245H19V247H18ZM22 244V243H21ZM52 243L50 244V246L49 247H51L52 245H53ZM68 244V243H67ZM86 244V243H85ZM85 244L84 245H82V244H80V246H83V247H81V248H79V250L80 249H82V248H84V246H85ZM89 244H90V246H89ZM91 244L92 243H88L87 242V245L88 246H86L84 249H86L85 250V252L83 251V249H82V251L84 252V254L85 255H87V256H84V254H82L81 252H79V253H81L80 254V256H82L81 258H80V256H78L77 258H79V259H74V258H76V256L75 257H73V259L71 260L72 261V264H90L89 262H91L92 264H94L95 263V261H96V263L95 264H103V262L102 261H104V264H106L105 262H107L106 261V259L104 258L105 256L102 254V252H101V254L99 253V251H100V247H101V245L99 246V248L98 247H94L93 245V247H91ZM144 245L143 247H145V246H148V245ZM187 244V243H186ZM204 244V243H203ZM211 244V243H210ZM0 245V246H1ZM30 245V244H29ZM39 245H40V243H39ZM70 245H72V246H70ZM95 245H96V243H95ZM103 245V244H102ZM126 245V244H125ZM159 245H161V244H159ZM174 245V246H175ZM198 245V244H197ZM196 245V246H197ZM238 245H239V243H238ZM238 245H236L237 246V248H236V246H233L234 248H236V249H233V250H230L229 252H228V249L226 250V256H227V258H229V259H232V260H229V262H234V260H235V262L236 263H238V262H240V260L241 259H239V258H242V257H244V255L245 254H243L242 255V251L240 252V253H236L235 254V256L232 254L231 255V253H235V251H237V249H242V246H240V248H238ZM240 245H242V243H240ZM244 245V244H243ZM246 245V246H247ZM260 245L261 244H259V243H257V246L256 247H254L253 246V248H256V249H252L251 251H249V250H247V252H244V253H248L249 255H245V257L247 258L248 256V258H251L252 256H253V253H255V254H257V253H259L258 251H260V253H261V251H263L264 252V248H262V246L260 247ZM25 246H28V245H25ZM37 246H38V243H37ZM53 246V247H54ZM63 246L64 245H60L59 247L61 248L62 247V250L60 249V248H55V250H52L51 249V251H50V249H49V247H45V248H47V250H49L50 251V254L49 255H45V254H47L46 252H44L45 250H44V247L42 248L41 247V245H40V247L42 248L41 249V251H42V254H41V251H40V254L39 255H45V256H47V259H50V260H52L51 262H49L50 264L52 263V264H68V260L71 258L70 256H69V251L67 252V249L66 250H64L65 248H63ZM65 246H66V244H65ZM70 246V247H69ZM76 246V245H75ZM74 246V247H75ZM128 246V245H127ZM162 246V245H161ZM177 246V245H176ZM178 246H181L182 248H183V250H186V247H187V245H184V246H186L185 248L183 247V245L180 243ZM192 246H193V243H192ZM246 246L244 247V248H246ZM247 246V247H248ZM8 246H6V248H7ZM11 247V246H10ZM13 247L14 248H16L15 247V245L13 244V246L11 247V249H12V251H13ZM52 247V248H53ZM58 247V246H57ZM72 247V248H71ZM79 247V246H78ZM88 247H91V248H93L94 250L95 249H97V250H95L94 251V257H95V255H96V257H95V261L94 262H92V261H86V258L89 256V258H91L92 257V255H89V253L91 252V253H93V249H91L90 248V250H89V248ZM166 247V246H165ZM172 247L173 246H171V247H169L170 249H172ZM181 247H179V248H175L174 247V250H176V249H180ZM191 247V243L189 244V246L187 247V249L188 248H190ZM208 247V246H207ZM232 247V246H231ZM257 247H260L261 249H259L258 250V248ZM23 248V247H22ZM26 248V247H25ZM28 248V247H27ZM32 248V247H31ZM35 248H36V246H35ZM38 248V247H37ZM77 248V247H76ZM102 248H104L105 249V247H102ZM121 248V247H120ZM122 248H124V247H122ZM168 248V247H167ZM182 248H181V250H182ZM212 248H214V247H212ZM0 249H2V248H0ZM5 249V248H4ZM40 249V248H39ZM131 249H133V248H131ZM130 249V251H133V250H131ZM136 249V248H135ZM170 249H168V252H169V250ZM194 249V247L192 248H190L188 251H178V250H176L175 252H174V250L172 251H170L169 253L167 252V250H165L167 253H168V255L166 256V255H161L160 257H162V258H164V256H166L167 258H168V260L169 261H166V262H168V264H188V263H192L193 262V257H195L194 255H196L195 254V252L196 251H194L193 250ZM196 249V248H195ZM199 249V248H198ZM204 249H206V246H205V248ZM232 249V248H231ZM247 249V248H246ZM263 249V250H262ZM7 250H8V248H7ZM33 250V249H32ZM67 252V254H68V256L70 257H68L67 256V254L64 252ZM76 250H78V248L76 249ZM87 250H89V251H87ZM144 250H145V248L143 249V252H144ZM156 250V249H155ZM158 250V249H157ZM235 250V251H234ZM10 252V255L13 257L14 256V258H13V260H12V258H11V256L8 254L9 252ZM7 252H6V250H4V252H5V254L4 255H2V256H4L3 258V260L2 261H4L5 259H6V263H7V261L9 262V260H11V262H13L14 263V259H15V257L16 258H18V254H19V252L17 253V251H15V249H14V251L17 253V254H13V252H11L10 251V249L8 250ZM25 251V250H24ZM98 251V252H97ZM108 251V250H107ZM121 251V250H120ZM130 251H126L125 250V252H130ZM137 251V250H136ZM140 250H138V252H139ZM160 251V250H159ZM192 253H191V252ZM198 251V250H197ZM211 251V249L209 250V252ZM233 251V252H232ZM249 251V252H248ZM254 251V252H253ZM257 253H256V252ZM14 252V253H15ZM36 252H38V250L36 251ZM74 252H75V250H74ZM74 252H71V253H74ZM87 252V253H86ZM89 252V253H88ZM122 252V251H121ZM124 252V253H125ZM133 252H135V251H133ZM132 252V253H133ZM138 252H137V258H138ZM141 252H142V250H141ZM190 252V253H189ZM205 252V251H204ZM212 252V251H211ZM210 252V253H211ZM222 252V251H221ZM237 252H239V251H237ZM250 252H252V253H250ZM262 252V253H263ZM3 252H2V250H1V254H2ZM7 253V254H6ZM34 253H35V251H34ZM76 253V252H75ZM78 253V252H77ZM104 253V252H103ZM132 253H127V254H131L132 256H133V254ZM140 253V252H139ZM148 253H150V252H148ZM165 253V252H164ZM200 253V252H199ZM198 253V254H199ZM201 253H203L202 252V250H201ZM200 253V254H201ZM206 253V252H205ZM214 253V252H213ZM212 253V254H213ZM260 253H259V255H260ZM25 254H27V253H25ZM24 254V255H25ZM66 254V255H65ZM101 256V258H100V256ZM107 254H109V253H107ZM122 254H123V252H122ZM126 254V253H125ZM141 254V253H140ZM153 254V253H152ZM166 254V253H165ZM189 254V255H188ZM194 254V255H193ZM207 254H208V252H207ZM227 254H229V255H231V256H233V257H236V258H231L229 255H227ZM250 254H251V256H250ZM264 254V253H263ZM6 255V256H5ZM21 255H22V253H21ZM43 255V259L44 260H46L45 259V256ZM75 255V254H74ZM78 255V254H77ZM121 255V254H120ZM131 255H129L131 258H136V255L135 256H131ZM150 255V254H149ZM190 255H192L191 257H190ZM211 255V254H210ZM208 255L209 256V258H208V256L207 257H205V258H203L202 260H203V263L204 264H206L208 261H209V263H210V259H211V257L213 256V255ZM224 254L223 255H221V256H223V258H222V260L223 259H225L226 258V256H225ZM242 255V256H241ZM1 256V257H2ZM10 256V257H9ZM27 256V255H26ZM31 256V255H30ZM33 256H34V254H33ZM48 256H49V258H48ZM68 257L69 259L67 260V262H66V259H65V257ZM72 256V255H71ZM104 256V257H103ZM112 256V255H111ZM126 256V255H125ZM187 256H189V257H187ZM217 256V255H216ZM255 256V255H254ZM262 255H260V257H261ZM0 257V261H1V258ZM28 257H29V255H28ZM27 257V258H28ZM114 257V256H113ZM112 257V258H113ZM140 257V259H139V261L141 260L142 261V259H143V255H140L139 256ZM239 257V258H238ZM243 258L242 260H241V262H240V264L242 263V264H244L243 263V261L244 260H246V258ZM9 258H11V259H9ZM38 258V259H37ZM41 258V256H40V258L39 257H36V259L37 260H39V262H37V260H35L36 261V264L37 263H39V264H45V262H46V264H49L47 261L48 260H46V261H42V262H40V260L42 259ZM88 258V259H89ZM103 258V259H102ZM107 258H109V257H107ZM119 258V257H118ZM131 258H129V260L131 259ZM136 258V259H137ZM155 258H156V255H155ZM188 258H190V259H188ZM195 258H197V257H195ZM194 258V259H195ZM202 258V257H201ZM215 258V257H214ZM253 258V257H252ZM256 258H258L259 259V257H258V255H257V257ZM262 259L264 258L263 256L261 257ZM260 258V259H261ZM8 259V260H7ZM21 260H22V258H20ZM24 259V258H23ZM30 259V258H29ZM92 259H94L93 257H92ZM99 259L100 260V262L99 261H97V260ZM121 259H123V258H121ZM157 259H158V257H157ZM198 259H200V256H199V258ZM197 259V260H198ZM207 259H209V260H207ZM254 259V258H253ZM261 259V260H262ZM16 261H17V259H15ZM33 259L31 258V261H32ZM108 260V262H107V264H114V263H112L114 260H115V258H114V260L112 259V262H110L111 261V259H110V261H109V259H107ZM127 260V262H124V261H122V263H121V261L119 262V264H128V263H130L131 264V261H128V259L125 257V261ZM132 260V259H131ZM144 260V259H143ZM156 260V259H155ZM160 260V258L158 259V261ZM163 260H167V259H163ZM163 260H160V262L162 263L163 262V264H164V262L165 261H163ZM189 260V261H188ZM190 260L192 261V262H190ZM207 261L206 263L204 262V261ZM215 260H217V259H215ZM214 260V261H215ZM220 260V259H219ZM248 260V261H247ZM246 261V263H251V262H253L254 260H252L251 262L249 261V259H247ZM15 261V262H16ZM29 261V260H28ZM70 261V260H69ZM71 261L69 262V264L71 263ZM75 261H77V263L75 262ZM133 261H137L139 264H143V261H142V263H140L138 260H133ZM132 261V262H133ZM199 262H200V260H198ZM263 261H264V259H263ZM5 262V261H4ZM22 262V261H21ZM116 262V261H115ZM118 262H117V264H118ZM136 262V263H137ZM147 262V261H146ZM165 262V263H166ZM216 262V261H215ZM262 262V261H261ZM18 263H20L19 261H18ZM23 263H25L24 262V260H23ZM152 263V262H151ZM197 263V262H196ZM195 263V264H196ZM200 263H202V261L200 262ZM212 263H213V261H212ZM245 263V264H246ZM253 263H255V262H253ZM253 263H251V264H253ZM257 263H259V262H257ZM3 264V263H2ZM8 264H11V263H8ZM15 264V263H14ZM17 264V263H16ZM22 264V263H21ZM27 264V263H26ZM29 264H31V263H29ZM116 264V263H115ZM145 264V263H144ZM153 264V263H152ZM158 264H160V263H158ZM167 264V263H166ZM199 264V263H198ZM215 264H218L217 262L215 263ZM256 264V263H255ZM262 264V263H261ZM264 264V263H263Z\"/></svg>", "mask_w": 264, "mask_h": 264}]
</instances>
